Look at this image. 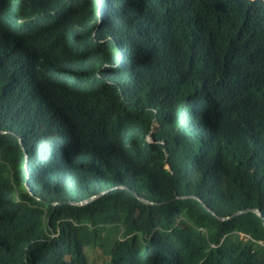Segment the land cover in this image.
Listing matches in <instances>:
<instances>
[{
  "label": "trees",
  "instance_id": "trees-1",
  "mask_svg": "<svg viewBox=\"0 0 264 264\" xmlns=\"http://www.w3.org/2000/svg\"><path fill=\"white\" fill-rule=\"evenodd\" d=\"M254 209L264 0H0V264H264Z\"/></svg>",
  "mask_w": 264,
  "mask_h": 264
},
{
  "label": "water",
  "instance_id": "water-1",
  "mask_svg": "<svg viewBox=\"0 0 264 264\" xmlns=\"http://www.w3.org/2000/svg\"><path fill=\"white\" fill-rule=\"evenodd\" d=\"M25 154H26V157H27V161H26V163H27V170L29 171V164H30V160H29V157H28V153L25 151ZM27 187H29V185L27 184ZM98 197H93V198H91L90 200H88V201H85V202H83V203H79L78 204V206H82V205H85V204H89V203H91V202H93V201H95L96 199H97ZM144 204H148V205H152V203H149L148 201H146V200H144V199H140ZM247 212H254V213H257L258 215H259V217L263 220V222H264V214L262 213V211L261 210H259V209H255V210H249V211H247ZM242 214V212H240L239 214H237V215H241ZM236 215V216H237ZM228 219H230V218H228Z\"/></svg>",
  "mask_w": 264,
  "mask_h": 264
},
{
  "label": "bare ground",
  "instance_id": "bare-ground-1",
  "mask_svg": "<svg viewBox=\"0 0 264 264\" xmlns=\"http://www.w3.org/2000/svg\"><path fill=\"white\" fill-rule=\"evenodd\" d=\"M255 210V209H254ZM247 212V211H246ZM243 213V212H242ZM252 213V212H251ZM257 214V213H256ZM223 221V220H222ZM229 221V220H228Z\"/></svg>",
  "mask_w": 264,
  "mask_h": 264
}]
</instances>
